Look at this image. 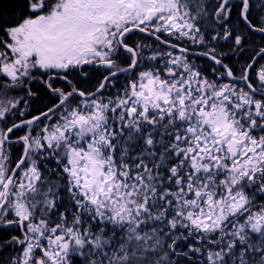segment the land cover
Returning <instances> with one entry per match:
<instances>
[{"label": "snow or ice", "instance_id": "obj_1", "mask_svg": "<svg viewBox=\"0 0 264 264\" xmlns=\"http://www.w3.org/2000/svg\"><path fill=\"white\" fill-rule=\"evenodd\" d=\"M0 236V264H264V0H0Z\"/></svg>", "mask_w": 264, "mask_h": 264}, {"label": "trees", "instance_id": "obj_2", "mask_svg": "<svg viewBox=\"0 0 264 264\" xmlns=\"http://www.w3.org/2000/svg\"><path fill=\"white\" fill-rule=\"evenodd\" d=\"M254 35H258V34H254ZM34 87H35L38 91H40V95H41V97L44 98V97H45V93L42 91L41 85L37 84V85H35ZM41 102H42V101H38V102H37V107L40 106V103H41ZM2 238H3V237L0 236V239H2ZM7 255H9L8 252H4V253H3V256H4V257H7Z\"/></svg>", "mask_w": 264, "mask_h": 264}, {"label": "rangeland", "instance_id": "obj_3", "mask_svg": "<svg viewBox=\"0 0 264 264\" xmlns=\"http://www.w3.org/2000/svg\"><path fill=\"white\" fill-rule=\"evenodd\" d=\"M41 88H42V86H41Z\"/></svg>", "mask_w": 264, "mask_h": 264}]
</instances>
